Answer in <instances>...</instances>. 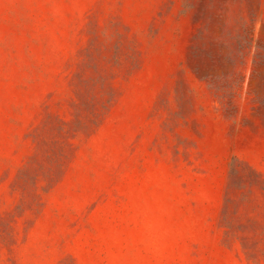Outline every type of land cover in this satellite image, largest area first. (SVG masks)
<instances>
[{"label": "rangeland", "instance_id": "rangeland-1", "mask_svg": "<svg viewBox=\"0 0 264 264\" xmlns=\"http://www.w3.org/2000/svg\"><path fill=\"white\" fill-rule=\"evenodd\" d=\"M0 264H264V0H0Z\"/></svg>", "mask_w": 264, "mask_h": 264}]
</instances>
